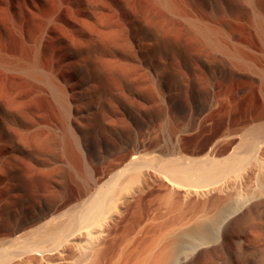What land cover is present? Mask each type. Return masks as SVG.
<instances>
[{"label":"bare ground","instance_id":"obj_1","mask_svg":"<svg viewBox=\"0 0 264 264\" xmlns=\"http://www.w3.org/2000/svg\"><path fill=\"white\" fill-rule=\"evenodd\" d=\"M262 236L264 0H0V264H244Z\"/></svg>","mask_w":264,"mask_h":264},{"label":"rangeland","instance_id":"obj_2","mask_svg":"<svg viewBox=\"0 0 264 264\" xmlns=\"http://www.w3.org/2000/svg\"><path fill=\"white\" fill-rule=\"evenodd\" d=\"M251 30L253 31V33L256 34V29L254 27ZM246 33L250 34V36L254 38V34H251V32L247 31ZM247 34H246V36H247ZM247 37H249V36H247ZM263 237L264 236H262V239L259 240V242L257 240L255 245H253V246L251 245L254 248L255 253L252 254L251 256L247 257V260L244 262V264H264V238ZM258 243H260V244H258ZM256 245H258V247H256ZM209 258L210 257L208 255H205L203 258H201V260L198 262V264H209V262H208V260L210 261ZM189 264H197V263L191 262Z\"/></svg>","mask_w":264,"mask_h":264}]
</instances>
